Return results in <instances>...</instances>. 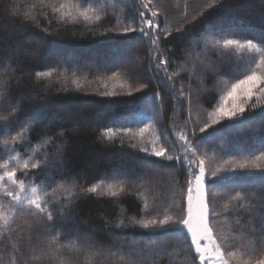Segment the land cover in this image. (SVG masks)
Instances as JSON below:
<instances>
[{
    "label": "trees",
    "instance_id": "1",
    "mask_svg": "<svg viewBox=\"0 0 264 264\" xmlns=\"http://www.w3.org/2000/svg\"><path fill=\"white\" fill-rule=\"evenodd\" d=\"M65 2L71 5L66 15L54 14L52 5ZM150 7L159 12L164 30L159 54L168 61L175 91L163 72L149 71L147 38L109 31L132 20L139 23L141 0H0V163L11 156L21 164L28 161L27 169H16L17 178L46 189L44 199L54 214L53 222L34 217L26 206L0 195V212L10 218L7 226L0 220V264H192L171 230H147L132 221L165 213L174 220L182 216L189 166L140 148L150 152L159 136L157 146L175 158L183 142H173L181 132L192 139L193 126L197 155L205 158L209 173L218 166L228 169L209 192L221 212L216 233L226 235L237 252L229 264H255L264 256V204L258 199L264 194V160L257 161L259 169L232 170L264 148V95H254L239 117L199 131L205 122L201 117L255 67L253 57L259 56L235 48L221 55L224 50L209 42L224 33L264 48V0H152ZM86 8L102 20L85 22L80 12ZM165 32L170 33L166 38ZM38 72L51 75L38 77ZM129 80L147 87L129 95ZM10 113L15 119L5 122ZM149 124L143 137L137 135ZM22 128L28 131L13 143L11 137ZM109 128L111 138L104 135ZM33 162L39 167L31 168ZM14 167L16 161L9 164ZM101 181L98 191L108 184L113 190L122 185L124 191L117 197L86 191ZM236 192L245 199L223 211ZM121 220L123 226L117 227ZM54 237L59 255L43 256ZM161 242L165 248L154 250Z\"/></svg>",
    "mask_w": 264,
    "mask_h": 264
},
{
    "label": "snow or ice",
    "instance_id": "2",
    "mask_svg": "<svg viewBox=\"0 0 264 264\" xmlns=\"http://www.w3.org/2000/svg\"><path fill=\"white\" fill-rule=\"evenodd\" d=\"M43 2V0H41ZM152 0H141V7L144 9L139 12V23L132 20L125 24L123 28L114 27L109 29V31H117L129 39H134L136 37L147 38L150 45L149 48V71H155L157 75L161 72L164 73V79H166L173 86V91H175L173 76L168 74V61L159 54V46L161 44L160 33L164 31L160 28L158 21L159 12L153 10L150 5ZM211 7V5H210ZM71 5L67 2L60 3L58 6L52 5V11L54 14L59 16H65L66 9L70 10ZM94 12L95 14H90ZM150 12V17L147 13ZM106 15V13H105ZM80 16L85 22L96 21L100 22L102 20L99 12L92 9H84L80 12ZM135 33L136 37L129 36L128 34ZM170 35V33L165 32V38ZM220 39H215L214 42L210 41L209 44L215 49H223L224 52L221 55L227 53L230 49L247 50L249 53H259L258 57H253L255 61V67L244 76L243 79L236 80L235 83L231 84V87L225 91L223 95L219 97V102L215 104L213 109L206 114L205 117H201L205 122L203 126L199 128L201 133H204L206 129L211 128L213 125L219 124L224 119L232 120L233 118L239 117L244 113V105L257 93L264 95V48L259 44L254 43L252 40H246L241 42L238 39L232 38L228 34L219 33ZM156 53V54H153ZM50 72L37 73V76H50ZM175 75V73H173ZM116 74L111 77L115 79ZM137 79H140L139 74H137ZM3 85H0L2 87ZM129 92L132 94V90L139 92L143 88L147 87V84L140 83L139 86H135L129 80L128 82ZM113 92H105L103 95L111 96ZM179 96L182 100L184 97L183 88L180 89ZM155 98L162 102V97L160 92L156 93ZM191 94H188V105L189 110L191 109ZM182 106V105H181ZM10 119H15L14 113H10L9 116H4L3 120L8 122ZM190 122V119L189 121ZM152 128V125H146L141 128L137 135L143 137L144 133ZM28 131L27 128H22L17 135L12 136L11 140L15 143L18 138L22 137L24 133ZM125 132L130 131L129 129H124ZM106 137L111 138L114 135L113 129L109 128L104 133ZM160 140L159 136L154 137L152 140V148L149 152L147 146H142L140 148L141 152L148 153L151 156L157 158H167L171 161L176 159L178 164H187L189 171V179L187 183L186 192V207L184 205L179 206L182 216L178 219H173L168 213L163 215V218H150V219H140L139 221L133 220L132 223H139L140 227L147 230L156 231L157 229L162 231L171 230L178 239L181 240V245L186 248V259H190L192 264H195L196 259H199L200 264H229L228 258H235L237 252L232 251L229 247V238L226 235H217L214 224L217 218L221 215V212L217 211L215 208L214 200L209 192V189L215 187L216 180L220 179L228 169L223 166H218L211 170L210 173L206 169L205 158L198 156L199 149L195 147V126H193L192 139H189L188 135L181 132L179 135V140L173 142L174 146L182 141L183 144L180 145L182 148V154L177 157L167 155V149L163 146L158 147L157 144ZM48 141L46 140L45 143ZM7 144V141H5ZM135 147V145H133ZM261 154L255 156L254 160H245L240 162L238 165L232 167L235 171L236 168L241 170L248 168L259 169L261 165L257 161L264 160V148L261 150ZM191 153V157H189ZM12 161H16V167L9 168V164ZM198 161V163H197ZM40 162L31 163V168L36 169L39 167ZM227 163V162H226ZM29 167V162L24 161L23 164L17 159L16 156H11L6 159L3 163H0V169H3V174L0 175V195L7 197L10 201L14 202L16 205L21 206V208L27 207L28 212L34 216H46L49 222L54 221V214L52 209L48 207V200L44 199L47 196V191L38 190L36 186L28 187L25 185V181L17 178V168L27 169ZM104 182L95 183L91 187H88L86 191L94 195H107L111 197H117L120 193L124 191L121 185L118 189L113 190L114 186L108 184L106 190H101V185ZM245 196L241 192H236L230 196L229 203L224 204L223 211L229 209L230 203L232 201L244 200ZM249 199H257L256 197H249ZM259 202L264 204V194L259 198ZM147 208V205H145ZM0 220H3L4 225H9V217H6L3 212H0ZM123 220L117 224V227L123 226ZM170 225H175L174 228L169 229ZM49 227H54V224L48 225ZM261 229L264 231V224H261ZM190 238V244L188 240ZM56 244V238L54 237L51 244L46 250H42V255L47 257L58 256L60 249L58 247H53ZM89 245V249H91ZM165 245L163 242L154 245V250L159 251L164 249ZM194 249L195 255H192V250ZM107 259V257H105ZM123 259V257H121ZM15 264V262H14ZM242 264H251L250 261H242ZM255 264H264V256L255 260Z\"/></svg>",
    "mask_w": 264,
    "mask_h": 264
},
{
    "label": "water",
    "instance_id": "3",
    "mask_svg": "<svg viewBox=\"0 0 264 264\" xmlns=\"http://www.w3.org/2000/svg\"><path fill=\"white\" fill-rule=\"evenodd\" d=\"M185 207H186V200H185ZM189 241H190V238H189ZM193 253H194V249H193ZM198 264H200L199 259H198Z\"/></svg>",
    "mask_w": 264,
    "mask_h": 264
}]
</instances>
